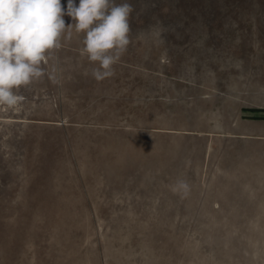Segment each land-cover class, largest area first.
Segmentation results:
<instances>
[{
    "label": "rangeland",
    "instance_id": "1",
    "mask_svg": "<svg viewBox=\"0 0 264 264\" xmlns=\"http://www.w3.org/2000/svg\"><path fill=\"white\" fill-rule=\"evenodd\" d=\"M128 2L113 76L73 28L0 106V264H264V0Z\"/></svg>",
    "mask_w": 264,
    "mask_h": 264
},
{
    "label": "clouds",
    "instance_id": "2",
    "mask_svg": "<svg viewBox=\"0 0 264 264\" xmlns=\"http://www.w3.org/2000/svg\"><path fill=\"white\" fill-rule=\"evenodd\" d=\"M133 11L128 0H67L66 9L61 0H0V106L22 101L20 88L42 77L47 54L61 48L63 34L73 28L83 33L81 55L97 65L91 76H113L131 42ZM65 15L72 23L66 25ZM179 189L187 191L188 184L178 180L173 190Z\"/></svg>",
    "mask_w": 264,
    "mask_h": 264
}]
</instances>
